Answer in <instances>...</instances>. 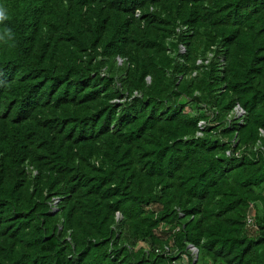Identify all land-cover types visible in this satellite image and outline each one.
I'll use <instances>...</instances> for the list:
<instances>
[{
	"label": "trees",
	"instance_id": "1",
	"mask_svg": "<svg viewBox=\"0 0 264 264\" xmlns=\"http://www.w3.org/2000/svg\"><path fill=\"white\" fill-rule=\"evenodd\" d=\"M0 6V264H264V0Z\"/></svg>",
	"mask_w": 264,
	"mask_h": 264
},
{
	"label": "built area",
	"instance_id": "2",
	"mask_svg": "<svg viewBox=\"0 0 264 264\" xmlns=\"http://www.w3.org/2000/svg\"><path fill=\"white\" fill-rule=\"evenodd\" d=\"M180 50H183V47H180ZM235 113H236V116H241L243 114L242 110L238 107V105L235 107ZM246 227L250 228V230H254V231L258 230L257 224L255 223L253 216L250 214L246 216ZM188 247H189L191 254L194 258L196 253H197V249L192 245H190ZM181 256H182L183 260L186 259V255L182 254Z\"/></svg>",
	"mask_w": 264,
	"mask_h": 264
},
{
	"label": "clouds",
	"instance_id": "3",
	"mask_svg": "<svg viewBox=\"0 0 264 264\" xmlns=\"http://www.w3.org/2000/svg\"><path fill=\"white\" fill-rule=\"evenodd\" d=\"M7 19L6 10L0 6V21Z\"/></svg>",
	"mask_w": 264,
	"mask_h": 264
},
{
	"label": "water",
	"instance_id": "4",
	"mask_svg": "<svg viewBox=\"0 0 264 264\" xmlns=\"http://www.w3.org/2000/svg\"><path fill=\"white\" fill-rule=\"evenodd\" d=\"M238 107L241 109V107L238 105ZM242 110V109H241ZM242 112L244 113V111L242 110ZM190 246V245H189ZM196 257H197V253H196V255H195V257H194V260L196 259Z\"/></svg>",
	"mask_w": 264,
	"mask_h": 264
},
{
	"label": "rangeland",
	"instance_id": "5",
	"mask_svg": "<svg viewBox=\"0 0 264 264\" xmlns=\"http://www.w3.org/2000/svg\"><path fill=\"white\" fill-rule=\"evenodd\" d=\"M185 260H186V259H185ZM185 260H184V261H185Z\"/></svg>",
	"mask_w": 264,
	"mask_h": 264
}]
</instances>
